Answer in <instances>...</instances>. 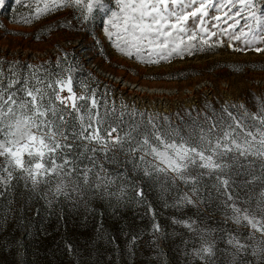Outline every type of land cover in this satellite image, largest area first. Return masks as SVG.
I'll list each match as a JSON object with an SVG mask.
<instances>
[{
    "label": "snow or ice",
    "instance_id": "6c2138e0",
    "mask_svg": "<svg viewBox=\"0 0 264 264\" xmlns=\"http://www.w3.org/2000/svg\"><path fill=\"white\" fill-rule=\"evenodd\" d=\"M4 2L0 0V6ZM33 5L34 11L21 17L24 23L71 8L80 24L100 20L119 52L146 63L222 45L225 36L245 46L235 50L264 52L257 46L264 44V0H114V5L112 0H33ZM210 11L215 14L210 16ZM64 26L73 27L70 22ZM213 36L217 40L210 43ZM26 67L27 76L16 65L7 74L0 67V185L22 181L35 192L55 180L49 188L54 196H68L69 183L74 185L72 192H79L81 186L107 191L116 185V191L108 194L119 203L128 196L124 187L128 181L123 173H109L101 160L123 163L118 160L123 154L133 170L160 182L162 192L167 191L165 183L188 185L174 206L191 205L199 211L206 202L201 197L202 181L210 177L225 223L230 220L247 231L246 236L226 234L232 249L228 264H251L246 254L264 264V99L257 98L256 112L243 103L225 102L220 109L207 104L208 111L196 116L186 110L187 121L174 113L183 121L181 126L167 115L98 98L87 84H81L83 91L78 94L73 89L77 69L67 54L56 62L59 72ZM65 91L67 95H62ZM136 197L153 216L151 232L158 241L165 233L139 184L134 186ZM174 223L199 238V247L190 253L193 258L217 264L216 241L210 239L213 229L200 228L191 218ZM138 239L133 235L131 242Z\"/></svg>",
    "mask_w": 264,
    "mask_h": 264
},
{
    "label": "rangeland",
    "instance_id": "374dc122",
    "mask_svg": "<svg viewBox=\"0 0 264 264\" xmlns=\"http://www.w3.org/2000/svg\"><path fill=\"white\" fill-rule=\"evenodd\" d=\"M31 11H34L33 0L19 3L5 0L0 6V67L6 74L13 65L24 76L28 75L27 65L59 72L56 62L67 54L68 61L77 69L73 74V89L78 94L83 91L81 84H87L96 90L98 98L103 96L117 106L126 104L147 114L167 115L181 126L183 121L174 113L187 121L186 110H193L192 116H196L197 112L208 111L207 104L220 109L225 102L243 103L256 112L257 98L264 99V52L235 50L245 47L241 41H231L225 36L222 45L205 46L191 54H174L158 63H146L119 52L104 33L100 20L82 25L74 19L73 9L63 8L24 23L21 17ZM213 14L210 11L209 15ZM65 22L73 27L64 26ZM208 27L211 28V23ZM216 40L213 36L210 43ZM108 72L145 86L169 87L174 93L166 95L169 99L164 101L160 94H138L111 80L106 75ZM209 84L213 85V95L208 90ZM225 86L228 91L224 90ZM185 89L193 91L192 97L186 96ZM118 160L123 163L101 162L109 173H123V180L128 181L124 185L128 196L119 203L108 194L116 191V185L107 191L81 186L79 192H72L74 185L69 183L68 196H54L49 191L55 180L52 185H41L35 192L26 189L22 181L0 185L3 193L0 195V264H203L190 255L193 248L199 247V238L174 223L188 218L195 220L200 228L214 230L210 239L216 241L217 264H228L232 249L226 242V234L232 231L246 236L247 231L230 220L225 223V211L212 187L214 180L204 177L201 197L206 202L200 204L198 211L191 205L174 206L176 199L189 190L182 181L165 183L167 191L162 192L161 183L133 170L125 155L119 154ZM245 178L251 179L237 177V180ZM136 184L143 188L145 199L155 212L154 219L165 233L158 241L152 236L153 216L147 205L138 203L139 197L133 199ZM237 191L243 195L242 189ZM133 235L139 236L135 244L131 242ZM221 236L224 238L220 239ZM106 248L110 259L106 256L97 261L96 250ZM244 258L251 264H260L259 257L246 254Z\"/></svg>",
    "mask_w": 264,
    "mask_h": 264
},
{
    "label": "built area",
    "instance_id": "2783aa9c",
    "mask_svg": "<svg viewBox=\"0 0 264 264\" xmlns=\"http://www.w3.org/2000/svg\"><path fill=\"white\" fill-rule=\"evenodd\" d=\"M106 75H109L111 80L122 84L125 88L129 87L130 89H133V90L137 91L138 94H139V92L145 93V90L142 89V85L140 83L132 82L129 79H127L125 76H122L120 74H116V73H113V72H108V73H106ZM208 90H209L210 94L213 95L214 88H213L212 84H209V89ZM224 90L228 91L227 86H225ZM184 91L186 93V96L192 97L193 91L191 89H185Z\"/></svg>",
    "mask_w": 264,
    "mask_h": 264
},
{
    "label": "bare ground",
    "instance_id": "6f19581e",
    "mask_svg": "<svg viewBox=\"0 0 264 264\" xmlns=\"http://www.w3.org/2000/svg\"><path fill=\"white\" fill-rule=\"evenodd\" d=\"M142 85V89L145 90V93H155V94H160L163 95L161 97V100H168V96L166 95H173L174 91L172 88L169 87H159V86H145Z\"/></svg>",
    "mask_w": 264,
    "mask_h": 264
},
{
    "label": "trees",
    "instance_id": "16d2710c",
    "mask_svg": "<svg viewBox=\"0 0 264 264\" xmlns=\"http://www.w3.org/2000/svg\"><path fill=\"white\" fill-rule=\"evenodd\" d=\"M106 256H108L107 260H109L110 259V252L107 250V248L105 250H100V252L98 250H96V252H95V258L97 259V261L101 262Z\"/></svg>",
    "mask_w": 264,
    "mask_h": 264
}]
</instances>
